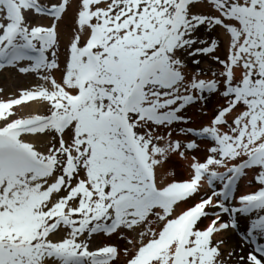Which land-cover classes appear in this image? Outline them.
I'll list each match as a JSON object with an SVG mask.
<instances>
[{"label":"snow or ice","instance_id":"1","mask_svg":"<svg viewBox=\"0 0 264 264\" xmlns=\"http://www.w3.org/2000/svg\"><path fill=\"white\" fill-rule=\"evenodd\" d=\"M0 81V264H264V0H0Z\"/></svg>","mask_w":264,"mask_h":264},{"label":"rangeland","instance_id":"2","mask_svg":"<svg viewBox=\"0 0 264 264\" xmlns=\"http://www.w3.org/2000/svg\"><path fill=\"white\" fill-rule=\"evenodd\" d=\"M4 82L0 81V87H10L11 85L10 84H5V85H2ZM236 239H238V237H236ZM230 250V249H229ZM237 251H239V249H237ZM227 258V257H226Z\"/></svg>","mask_w":264,"mask_h":264},{"label":"bare ground","instance_id":"3","mask_svg":"<svg viewBox=\"0 0 264 264\" xmlns=\"http://www.w3.org/2000/svg\"><path fill=\"white\" fill-rule=\"evenodd\" d=\"M2 82H4V81H2ZM6 83L4 82L2 85H5Z\"/></svg>","mask_w":264,"mask_h":264}]
</instances>
